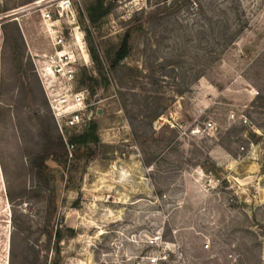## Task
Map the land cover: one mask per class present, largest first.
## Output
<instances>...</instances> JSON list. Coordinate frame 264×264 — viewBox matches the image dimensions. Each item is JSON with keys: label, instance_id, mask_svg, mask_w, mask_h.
I'll list each match as a JSON object with an SVG mask.
<instances>
[{"label": "rangeland", "instance_id": "374dc122", "mask_svg": "<svg viewBox=\"0 0 264 264\" xmlns=\"http://www.w3.org/2000/svg\"><path fill=\"white\" fill-rule=\"evenodd\" d=\"M60 1L0 0V264H264V0ZM47 8L80 26L97 135L46 161L49 184Z\"/></svg>", "mask_w": 264, "mask_h": 264}, {"label": "built area", "instance_id": "2783aa9c", "mask_svg": "<svg viewBox=\"0 0 264 264\" xmlns=\"http://www.w3.org/2000/svg\"><path fill=\"white\" fill-rule=\"evenodd\" d=\"M71 5V0H61L57 4L56 10L60 18L67 11L73 15ZM41 16L46 23L53 52L41 54V58L35 59V65L53 113L57 131L63 137L69 154L72 155L76 144L69 140L70 136L83 131L91 123L90 116L87 115L88 92L86 89L73 87L80 57L89 56V53L83 35L81 37L78 35L80 26L75 21L72 22L73 28L69 35H66L63 28L58 25L59 20L53 21L48 8L41 10ZM77 47L81 53L78 52ZM229 119L240 123L248 121L244 114L236 111L230 112ZM214 125V122L210 120L205 122L204 126L206 129H213ZM206 247H209V244H206Z\"/></svg>", "mask_w": 264, "mask_h": 264}, {"label": "trees", "instance_id": "16d2710c", "mask_svg": "<svg viewBox=\"0 0 264 264\" xmlns=\"http://www.w3.org/2000/svg\"><path fill=\"white\" fill-rule=\"evenodd\" d=\"M105 1L106 0H95L94 5H96V7H104ZM94 5H91L88 9L90 12V17H91L90 19H92L93 21L95 20H94V16H91V12L94 9ZM105 13L106 11L101 12L100 15L104 16ZM128 37H129V34H126L122 41L120 48L115 53L114 59L112 61L113 66L120 63L129 54L128 53ZM90 52L92 53L93 57L97 61H99L96 51L93 48L90 49ZM96 139H97L96 129L92 123H90V125L86 127L83 131L73 133L72 136L70 137L71 142H74L76 146L78 147L86 148V150H89L88 145L92 141H95ZM49 142H48L49 144L47 148H45L40 154L36 155V157L33 160V166H34L36 173L44 182H46V184L50 183V179L48 178V175H47L48 166L46 164V161L50 158L52 160L57 161L62 158L67 159L68 157V152L66 150V144L61 135L59 137L50 139Z\"/></svg>", "mask_w": 264, "mask_h": 264}]
</instances>
